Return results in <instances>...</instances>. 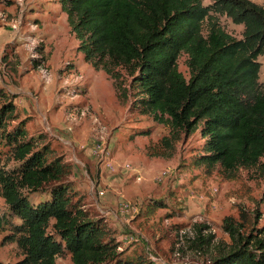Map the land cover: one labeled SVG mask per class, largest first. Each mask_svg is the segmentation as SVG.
Wrapping results in <instances>:
<instances>
[{
	"label": "trees",
	"instance_id": "1",
	"mask_svg": "<svg viewBox=\"0 0 264 264\" xmlns=\"http://www.w3.org/2000/svg\"><path fill=\"white\" fill-rule=\"evenodd\" d=\"M58 2L78 51L113 80L119 100L125 105L133 98L131 112L170 129L161 140L166 151L175 152L182 138L199 133L203 144L195 167L230 180L256 171L264 180L258 61L264 55V6L252 0ZM218 16L243 24V38L227 33ZM182 55L188 57L189 79L179 71ZM15 101L0 89V147L17 163L7 169L0 161V196L8 208L0 227H9L8 241L23 254L15 264H57L66 256L72 264H154L142 256L124 257L123 240L110 234L105 218L74 201L73 165L56 156L47 134H29ZM239 213L240 221L224 220L232 246L217 248L212 264H264V230H250L261 219L259 210L239 207ZM204 229L198 227L189 248L207 255L214 238L204 236Z\"/></svg>",
	"mask_w": 264,
	"mask_h": 264
},
{
	"label": "rangeland",
	"instance_id": "2",
	"mask_svg": "<svg viewBox=\"0 0 264 264\" xmlns=\"http://www.w3.org/2000/svg\"><path fill=\"white\" fill-rule=\"evenodd\" d=\"M252 1L264 6L263 0ZM218 18L233 38H243V24ZM78 46L58 0H0V89L15 98L29 134H47L56 156L73 165L74 201L105 218L110 234L123 240L124 257L142 256L154 264H212L217 248L232 246L223 225L229 217L240 221L239 207L258 209L261 219L250 230H264L259 173L241 171L230 180L220 171L207 175L195 167L203 144L199 133L182 138L175 152L166 151L161 140L170 129L131 112L133 98L124 105L113 80L95 71ZM187 59L182 55L178 65L189 79ZM258 61L264 86V55ZM10 158L0 147L7 169L17 165ZM125 206L130 210L124 212ZM7 212L0 196V215ZM201 226L207 227L204 236L214 238L207 255L189 248ZM9 235V227H0V264L23 258ZM57 264H72L71 257Z\"/></svg>",
	"mask_w": 264,
	"mask_h": 264
},
{
	"label": "built area",
	"instance_id": "3",
	"mask_svg": "<svg viewBox=\"0 0 264 264\" xmlns=\"http://www.w3.org/2000/svg\"><path fill=\"white\" fill-rule=\"evenodd\" d=\"M130 209L129 208H127V206H125V208L123 209V211L124 212H127V211H129ZM127 240L129 239V238H126ZM130 239H132V238H130Z\"/></svg>",
	"mask_w": 264,
	"mask_h": 264
}]
</instances>
